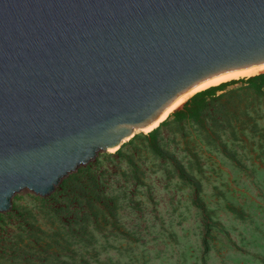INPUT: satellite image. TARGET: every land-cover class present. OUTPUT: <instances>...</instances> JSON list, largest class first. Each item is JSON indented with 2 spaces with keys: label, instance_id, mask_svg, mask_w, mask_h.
I'll use <instances>...</instances> for the list:
<instances>
[{
  "label": "water",
  "instance_id": "95a60500",
  "mask_svg": "<svg viewBox=\"0 0 264 264\" xmlns=\"http://www.w3.org/2000/svg\"><path fill=\"white\" fill-rule=\"evenodd\" d=\"M263 66L264 0H0V213L198 83Z\"/></svg>",
  "mask_w": 264,
  "mask_h": 264
},
{
  "label": "rangeland",
  "instance_id": "374dc122",
  "mask_svg": "<svg viewBox=\"0 0 264 264\" xmlns=\"http://www.w3.org/2000/svg\"><path fill=\"white\" fill-rule=\"evenodd\" d=\"M166 121L161 154L137 131L74 172L98 176L96 214L71 190L17 193L0 264H264V87L231 83L197 122Z\"/></svg>",
  "mask_w": 264,
  "mask_h": 264
},
{
  "label": "trees",
  "instance_id": "16d2710c",
  "mask_svg": "<svg viewBox=\"0 0 264 264\" xmlns=\"http://www.w3.org/2000/svg\"><path fill=\"white\" fill-rule=\"evenodd\" d=\"M238 81L244 82L249 88L256 92H260L264 87V72L249 77L232 79L198 91L192 95L180 109L172 113L173 122L180 123L185 119L197 122L208 106L209 98L214 97L218 91L225 89L227 85L236 83ZM166 123L167 121L165 120L163 124ZM158 135L159 128L157 127L144 134V138L148 141L150 147L155 153L161 154L158 145ZM119 153L120 150L115 152V154ZM87 173L88 174L83 181V177L81 178V176H77L73 172V174H69V176L63 178L57 188H59L60 192L62 193L71 190L73 199L78 200L79 198H82L86 204L91 206L94 214H96L97 212L101 211L100 207L93 206L96 202H98L100 205H106L104 208H107L108 204L102 198L97 197L96 191L97 188H99L98 176L92 170L88 171Z\"/></svg>",
  "mask_w": 264,
  "mask_h": 264
},
{
  "label": "bare ground",
  "instance_id": "6f19581e",
  "mask_svg": "<svg viewBox=\"0 0 264 264\" xmlns=\"http://www.w3.org/2000/svg\"><path fill=\"white\" fill-rule=\"evenodd\" d=\"M264 72V66L260 69H249V70H240V71H232L228 73H223L217 76H213L211 78H208L194 87L190 88L189 90L183 92L180 94L161 114L160 116L149 126L144 128L143 132H148L155 126H158L165 118H168L172 111H174L176 108L181 106L191 95H193L196 91L201 90L203 88H206L211 85H217L222 82H226L232 79H239L243 77H249L258 73ZM133 135V134H132ZM132 135H130L125 140L129 139ZM118 148V146L111 148L110 151H115Z\"/></svg>",
  "mask_w": 264,
  "mask_h": 264
}]
</instances>
